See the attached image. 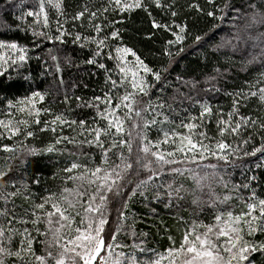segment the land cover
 <instances>
[{
    "label": "snow or ice",
    "instance_id": "obj_1",
    "mask_svg": "<svg viewBox=\"0 0 264 264\" xmlns=\"http://www.w3.org/2000/svg\"><path fill=\"white\" fill-rule=\"evenodd\" d=\"M36 3L34 10L16 17L24 24L23 28L20 25L17 28L31 31L32 48H39L45 40L63 44L67 37L81 48L94 46L90 47L91 56L85 63L104 70L107 91L86 101L76 97L77 107L93 110L94 115L72 119L63 112L52 113L50 108L37 107L45 100L46 92L34 90L22 97L0 96L3 106L0 114L5 117L0 119V140L13 141L0 143V152L5 154L2 157L5 164L0 167V264H165V261L167 264H264V196L258 194L264 181L253 171V167L264 169V33L249 37L260 40V51L250 53V59L242 62L259 63L262 70L254 80L245 82V88L227 93L231 107L226 113L222 108L214 111L209 102L190 95L200 81L194 77L185 79L179 73L175 76L176 82L189 92L174 87L173 94L163 99L165 90L173 87V82L167 78L170 67L175 57L186 51V40L191 38L196 48L208 46L218 52L222 47H231L235 51L240 35L233 37L236 44L226 37L212 44L217 30L225 20L232 28L237 27L236 21L240 19L245 20L246 29L264 26V0H242L241 4L225 0L223 5L216 0H205L207 10L197 0H192L187 5L188 10L213 21L208 32L195 35L189 31L187 20L178 23L175 19L178 16L175 0H101L99 7L92 0H85L72 14L66 13L63 0H36ZM49 8L56 12L54 33L50 29ZM153 8L172 19L157 21ZM137 10L149 17L152 29H162L174 37L166 41L162 51L168 66L151 67L133 47L124 43L126 29L118 25L125 23V15L130 18ZM26 17H33L32 23H28ZM69 22L71 31L65 27ZM76 22L93 34L76 31ZM147 38H151V34ZM30 50L15 40L0 39V76L10 68L23 67L30 58ZM105 54L115 62L114 70L98 62L97 58L102 60ZM51 59L56 62V72H61L58 57L51 55ZM225 60L232 62L231 57ZM213 71L216 75L206 77L204 83L223 75L219 68L214 67ZM114 75L117 78H113ZM8 79L11 81L12 77ZM24 79H30V74ZM60 83L63 84L62 79ZM157 85L160 87L153 98L151 93ZM209 90L220 91L215 85L204 89ZM177 97L194 100L200 108L198 116L190 114L187 122L182 119L176 124L169 113H175L173 104ZM253 100L256 101L253 111L261 114L242 113L241 109L247 108ZM68 101L65 95L64 103ZM41 113L51 115V119L44 120L39 131H51L53 140L37 149L24 141L35 136L32 125L42 123ZM213 120L215 135H209L206 121ZM65 127L70 129L71 135L64 134ZM153 128L160 133L155 139L149 135ZM66 144L76 147L79 155L69 152L77 158L61 169L65 174L64 186L58 193L45 189L37 202V194L30 191L27 180L13 175L10 161L18 157L12 154L22 151L27 157L63 153L67 148L58 146ZM85 148L98 150L99 163L94 154L84 151ZM257 154L260 159L254 166L245 162L246 158ZM80 155L86 158V163L79 162ZM209 158L215 162H206ZM26 163V159H21V166ZM237 168L241 180L234 182L231 177ZM196 169H211V172L201 175ZM19 171L17 167L15 172ZM142 173H146L143 178ZM185 174L196 186L192 189L191 204L202 212L210 209L209 222L193 219L188 223L181 217L187 227L179 243L169 236L170 246L163 252L146 248L144 241L130 245L119 241L118 234L125 230L124 222L129 219L132 221L127 225L129 234L136 236L135 217L126 215L130 201L139 196L145 201L150 198L164 203L165 208L173 202L179 207L184 199L182 193L188 189L176 178ZM165 175L172 176L173 180L158 183L154 179L163 180ZM209 177L215 178L214 182L224 191L217 192L211 183L205 184ZM39 183L37 175L32 184ZM205 187L208 188L206 200L195 195L196 189L203 191ZM17 199L22 203L17 204ZM151 211L154 213L155 209ZM113 212L115 219L110 223ZM36 244L40 245L39 253L34 247ZM147 252L152 253L151 257L142 258Z\"/></svg>",
    "mask_w": 264,
    "mask_h": 264
},
{
    "label": "trees",
    "instance_id": "obj_2",
    "mask_svg": "<svg viewBox=\"0 0 264 264\" xmlns=\"http://www.w3.org/2000/svg\"><path fill=\"white\" fill-rule=\"evenodd\" d=\"M85 0H63V5L66 13L72 14L79 9V6L84 3ZM96 7H99L101 0H92ZM197 2L205 8L208 6L205 4V0H197ZM218 4L223 5L225 0H216ZM176 10L178 16L175 18L177 22H184L187 20L189 31L192 35L197 33L208 32L213 21L206 16H201L195 11H189L187 5L192 3V0H175ZM234 4H241L242 0H232ZM37 6L36 0H0V39L6 41L15 40L22 45H27L29 49V59L27 63L18 69H9L4 76H0V96L7 97H22L30 94L31 91L38 90L46 92L45 100L37 104V107H47L52 110V113L63 112L69 119L81 118L94 115L93 110L83 107H77L79 103L76 97H81L83 101L90 99L94 95H103V91H107L105 85V72L102 69L96 67L95 64H87L85 61L91 56L90 47L81 48L79 44L72 43L71 37L66 38V42L60 44L58 42L43 41L39 48H32L33 37L31 31H21L17 28L24 27L23 22L16 19L22 13L28 10H34ZM50 29L54 33L56 12L54 9L49 8ZM153 16L157 21L168 22L172 18L170 15H166L161 10L153 8ZM113 18V17H110ZM118 18V17H115ZM33 17H26L28 23H32ZM63 20V17H61ZM77 23L76 31H80L86 35H92L93 33L87 28H80L79 22ZM218 23V22H217ZM87 21L85 19V25ZM230 22L225 20L224 24L217 30L216 37L212 41L215 44L221 37L232 39L234 44L237 43L233 39L236 34L241 37L238 47L235 51L231 47H222L218 52H214L210 47L196 48L192 45L191 38L185 41L184 47L186 51L179 56L175 57V62L171 65L167 78L173 82V87L165 90L163 99L167 100L169 96L173 94L174 87H180L182 92H189V89L183 87L175 80L177 73L184 76L185 79L194 77L197 81H200L196 90L190 92L196 99L200 101H207L212 106L214 111L217 108H222L226 113L231 107V97L227 95L229 92H233L238 89L246 87V81H252L257 76L261 67L259 63L246 64L242 63L250 59V53L255 54L260 51V40H253L249 37H258L260 33H264V26L257 25L255 28L246 29L245 20L240 19L236 21L237 27L232 28L229 26ZM126 29L123 33L124 43L133 47L138 54L145 58L146 62L153 68H157L161 65L168 66V60L162 55L165 43L169 39H174L169 32L162 29H152L151 21L149 17L142 11L137 10L132 13L129 18L125 15V23L118 25ZM69 31L72 30V23L69 22L65 25ZM107 31V29L105 30ZM148 34H151V38H147ZM177 47H179L177 45ZM52 49L49 53L48 50ZM176 49L174 48L173 51ZM107 50H105L106 53ZM51 55L58 57V62L61 66V72L57 73L54 67V62L51 59ZM39 56L40 59L35 57ZM207 56V60H205ZM225 57H231L232 62L229 63L225 60ZM67 58V59H66ZM98 62L105 63L106 67L110 70H114V61L107 59L106 54L103 59L97 58ZM70 61V62H68ZM219 68L223 75L216 80L204 83V80L208 76H215L216 73L213 68ZM225 69L227 71L225 72ZM30 79L25 80L24 77L29 76ZM11 76L12 80L9 81L8 77ZM113 78H117L115 75ZM63 80V84L60 80ZM219 88L220 91H204V89H211L212 86ZM160 85L152 90L151 96L155 98L157 95V89ZM122 91V89L120 90ZM69 97L68 103H64V97ZM181 100L183 101L181 103ZM3 106L0 105V108ZM256 107V101L253 100L247 108H242L241 112L248 114L252 112L253 115H260L259 112H254ZM175 113H169L171 118L176 124H179L183 119L187 121V117L191 115L198 116L200 108L198 104H195L194 100L184 99L177 97V101L173 104ZM187 109V111H184ZM51 115L41 113L40 125H32V130L35 132L34 137L28 138L24 141L28 146L35 147L37 149L44 148L48 143L53 140V133L51 131H39L43 127L44 120H50ZM208 132L215 135V123L207 122ZM183 131V129H181ZM59 132V128H58ZM65 135H71V131L68 128H64ZM150 138L155 139L160 133L153 128L150 133ZM6 139L0 140V143H12ZM58 147H66L68 151L63 153H39L35 156H25L21 151L12 155H16L18 158L10 161L14 168L13 175H16L18 179L25 178L30 185V191L36 193L37 202H39V196L45 194V189L59 192L60 188L64 186L63 177L64 173L61 171L70 161L75 160L79 155V150L72 144L59 145ZM166 147V146H165ZM89 155L94 154V159L99 163V152L94 149H84ZM69 152L76 153L77 155H69ZM5 154L0 152V167L4 166L5 161L2 157ZM21 159H26V165L21 166ZM115 159V157H113ZM260 155L256 157L246 158L245 162L250 166H254L259 161ZM79 162L86 163V158L82 155L79 156ZM215 162L212 158L209 161ZM19 167V173L15 172V169ZM194 167V166H193ZM201 175L204 172H211V169H196ZM229 171H232L229 169ZM255 171L264 181V169H255ZM55 174V175H54ZM39 176L40 183L32 184V180ZM146 173L141 174L143 178ZM228 179L227 176L224 177ZM157 182L168 181L171 182L173 177L165 175L163 180L161 178H154ZM234 182L241 180L240 169L237 168L231 177ZM176 181L182 183L187 192L182 193L184 199L180 201V206L173 204L165 208L164 203H157L150 198L148 201L143 200L141 197L136 196L129 203V209L126 215H134L135 225L134 230L136 236L133 237L129 234L128 224H131V219L125 221V230L118 234V240L124 244L130 245L134 242L139 243L144 241V246L148 249H155L159 252H163L170 246L169 236H172L177 243L182 235V231L187 227L186 223H182L180 218L190 223L193 219L203 220L209 222L211 218V210L205 209L203 212L191 204L193 199L192 189L196 188L192 179L187 178V174L183 177H177ZM215 178L209 177L204 181L205 184H212V187L217 192L224 191L220 185L216 184ZM68 186L71 187V182H68ZM163 191V189L161 190ZM208 188L205 187L203 191L196 189L195 195L200 196L202 199H207ZM259 195L264 196V186H261L258 192ZM164 201L167 202V198L164 197ZM17 204H21L20 199L16 200ZM27 206V205H25ZM155 209L153 213L151 210ZM115 219V213L110 216V223ZM144 233L145 235H141ZM37 252H40V245H34ZM128 249L126 250V252ZM152 253L147 252L143 256L151 257ZM142 256V257H143Z\"/></svg>",
    "mask_w": 264,
    "mask_h": 264
},
{
    "label": "rangeland",
    "instance_id": "obj_3",
    "mask_svg": "<svg viewBox=\"0 0 264 264\" xmlns=\"http://www.w3.org/2000/svg\"><path fill=\"white\" fill-rule=\"evenodd\" d=\"M123 91V90H122ZM5 118L2 114H0V119ZM187 122V121H186ZM209 135H212L209 133ZM134 149H135V145H134ZM127 249H124V251H126ZM142 258H147L146 256H143ZM165 264H167V262L165 261Z\"/></svg>",
    "mask_w": 264,
    "mask_h": 264
}]
</instances>
